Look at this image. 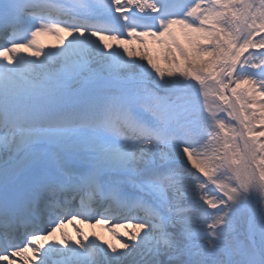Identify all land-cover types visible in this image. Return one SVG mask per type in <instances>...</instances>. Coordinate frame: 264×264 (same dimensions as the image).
I'll return each mask as SVG.
<instances>
[{"label": "snow or ice", "instance_id": "snow-or-ice-1", "mask_svg": "<svg viewBox=\"0 0 264 264\" xmlns=\"http://www.w3.org/2000/svg\"><path fill=\"white\" fill-rule=\"evenodd\" d=\"M0 264H264V0H0Z\"/></svg>", "mask_w": 264, "mask_h": 264}, {"label": "bare ground", "instance_id": "bare-ground-1", "mask_svg": "<svg viewBox=\"0 0 264 264\" xmlns=\"http://www.w3.org/2000/svg\"><path fill=\"white\" fill-rule=\"evenodd\" d=\"M64 35H67L66 33ZM148 39V38H147ZM41 42L45 46H53V45H58V40L57 37L54 35H44L41 36ZM134 47H142V45L139 42H136ZM148 47L149 49L151 47H154V44L150 43L148 40ZM79 227L83 228V231L86 232L89 237H92V234L94 233L96 236H99L102 238V240H108L112 243H115L117 238H114L112 233L109 231L108 226H103L101 227L98 224H95L94 226L90 224H84V225H79ZM70 236L76 237V228L72 224H67L66 228L64 229ZM126 229H119L120 233H124ZM56 239H60L59 233L56 234ZM78 238V237H77Z\"/></svg>", "mask_w": 264, "mask_h": 264}, {"label": "rangeland", "instance_id": "rangeland-1", "mask_svg": "<svg viewBox=\"0 0 264 264\" xmlns=\"http://www.w3.org/2000/svg\"><path fill=\"white\" fill-rule=\"evenodd\" d=\"M178 31V34H179V30ZM181 40L183 41V37L181 36L180 37ZM149 42L154 44V47H151L150 50H151V54L154 56V57H160L161 58V62H163L162 60V57H163V53H164V48L163 46L153 42V40L151 38H148ZM40 41H41V37H40ZM137 44V43H136ZM135 46V44L133 45ZM121 229H124V228H121Z\"/></svg>", "mask_w": 264, "mask_h": 264}]
</instances>
